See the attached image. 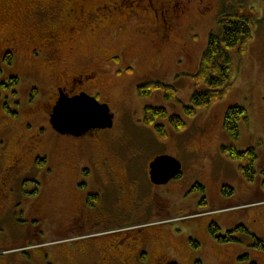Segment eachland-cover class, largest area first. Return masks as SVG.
<instances>
[{
  "label": "rangeland",
  "instance_id": "1",
  "mask_svg": "<svg viewBox=\"0 0 264 264\" xmlns=\"http://www.w3.org/2000/svg\"><path fill=\"white\" fill-rule=\"evenodd\" d=\"M197 1L190 0V12L181 22L180 33H175L173 41L164 48L153 45L151 34H134L135 25L140 27L141 19L124 23L116 33V27L104 28L106 31L99 28L94 32L84 28L76 34L72 47L61 48L60 54L68 64L70 61L88 66L97 63L98 76L106 77V72L111 75L101 85L102 92L90 94L109 106L113 125L100 130L92 138L75 139L55 133L45 115L35 108L37 100L32 104L37 116L28 120L30 102L26 100L27 96L33 92V86H39V98L46 97L45 75L51 70L40 65L37 76V71L24 57L25 43L20 48L24 55L14 59L13 65L0 63V80L8 75L16 76L19 85L14 90L21 100L20 105L12 103L16 98L13 89L0 91V128L12 125L11 131L2 135L0 154L2 146L13 147V142V150H19L22 138L38 126L44 128L47 139L46 163L33 166L25 175L27 199L22 202L24 213L15 215L10 212L0 224V264H38L33 260L38 255L45 258L44 264H51L61 248L71 251L75 257L72 264H83L82 255L85 257L93 237L118 241L126 234H138L135 229L141 227L170 237V242L181 243L183 249L186 247L192 253L194 264H217L214 259L226 264L229 255L236 263L251 264L254 253L263 257L260 260L264 262V247L254 243L256 239L264 246V0H202L199 13ZM234 9H241L250 16L252 39L242 57L233 54L231 86L225 97L187 117L183 106L189 105L194 88L193 74L198 68L206 39L210 33L217 32L218 17ZM25 10L28 12L29 6L24 0H0V36L15 34L23 39L25 34L16 24H23L20 15ZM34 18L39 27H46L44 16L38 14ZM30 27L34 35L35 30L41 32L33 24ZM100 41L108 48L106 58L103 47L98 44ZM101 57L104 58L100 61ZM151 81L173 86L177 91L176 98H165L161 88L150 95H141L138 87ZM7 96L11 99L8 100ZM6 103L8 110L12 109L16 115L6 111ZM236 105L246 109L247 121L239 122V135L234 139L224 129L223 119L225 111ZM146 106L163 107L169 115H179L186 124L185 128L176 131L166 118L157 119L154 125L144 124L143 109ZM156 124L163 125V137L155 129ZM73 144H79L85 152L79 161L83 168L90 166L86 152L95 144L123 163L134 178L132 181H140L134 213H115L112 202L103 193L100 199L104 201L92 199L95 204L97 200L100 202L92 208L98 209L99 215L88 222L81 221V217L68 222L65 212L58 219L56 209L64 204V197L60 195L62 190L46 198L44 191L52 187L44 186L53 181L46 180L44 174L48 166L56 164V152ZM224 146L236 151L254 149L253 181L247 180L241 172L240 166L245 162L222 152ZM159 155L171 156L181 164L180 176L166 184H155L147 175L149 163ZM64 157L61 155L60 160ZM81 180L86 181L85 178L75 181ZM87 181H93L92 176ZM223 187H230L233 192L224 194ZM172 188L176 191L171 192ZM34 206H40L42 211L53 210L48 216L37 215L32 211ZM192 220L198 224L195 230L187 227ZM207 224L220 227L221 230H217L219 236H225V231L238 226L245 231H235L234 241L223 242L212 238L206 229ZM106 229L111 231L103 232ZM192 242L200 243V246L195 247ZM177 263L182 264L179 259Z\"/></svg>",
  "mask_w": 264,
  "mask_h": 264
},
{
  "label": "flooded vegetation",
  "instance_id": "2",
  "mask_svg": "<svg viewBox=\"0 0 264 264\" xmlns=\"http://www.w3.org/2000/svg\"><path fill=\"white\" fill-rule=\"evenodd\" d=\"M24 1L29 6V11L26 12V8L20 15L23 18V24L17 23L16 26L25 35L23 34V39L15 36V34L0 36V63L6 66L13 65L14 59L21 58V55H24L21 53L20 48L25 43L24 46L27 47L24 51V57L27 60V64L31 65L35 72L37 71V76L40 65L51 70L45 75V83L48 89L45 94L46 97H43V99L39 98L41 93L39 86H33V92H30L27 96L26 100L30 102L29 107H27L28 120H33L37 116L34 108H32V104L37 100L35 108L45 115L51 130L59 135H68L75 139L92 138L102 129L90 130L81 136L60 134L50 123V115L54 105L61 94L66 97H73L81 93L92 96L91 92H102L101 85L111 75L106 72L108 74L106 77L98 76L96 71L97 63L88 66L81 64L82 62L75 65V63L70 61L68 64L65 57L60 54L61 48L67 47L69 49L72 47L76 34L84 28L94 32L99 28L101 30L104 28L109 30L116 27L114 31L116 33L118 29L123 27L124 23L137 22L138 19L143 21L140 23V27L135 25L134 34L143 36L151 34L154 38L153 40L151 39L153 45L157 48H164L173 41L175 33H180L181 22L188 17L191 4L190 0ZM197 2L199 5L197 12H201L200 4L202 0ZM38 14L44 16L46 27L37 25L34 16ZM199 20H201V17H199ZM31 24L41 32L35 30L34 35L30 31ZM55 26L57 27L53 30L52 27ZM106 29L104 30L106 31ZM134 34L132 35L134 36ZM98 44L103 47V52L106 53L104 57L106 58L109 55L108 48L101 41ZM120 54L122 55L123 53L121 52ZM104 57H101L100 61ZM7 58H10L9 61ZM77 65L80 67H77ZM14 80L16 82L12 84ZM18 85V78L8 75L4 80H0V91L14 90V87ZM12 94L16 96L12 103L20 105L21 100L16 90L12 91ZM7 98L8 100L11 99L10 96H7ZM4 108L11 114L14 113L12 109L8 110L7 103ZM14 115L16 114L14 113ZM11 126V124H6L0 128V144L3 133L11 131ZM33 130L28 136L22 138L23 144L19 142L22 147L16 152L13 150L14 142L12 144L13 147L7 145L4 148L2 146L3 152L0 154V224L10 212L15 215L24 213L22 202L27 199V192L25 191V178L27 177L25 175L33 166L46 163L47 156L44 153L47 139L44 128L38 126ZM18 140L21 141L20 138H17ZM84 153L79 144L62 147L56 152V157H58L56 164L53 163L52 166L47 168L45 166L44 178L53 181V183H48L44 186V188L46 186L52 187L44 191L46 193L45 197L49 198L54 195L55 191L58 192L60 189L62 190L60 195L64 197L63 206H59L56 209L58 211V219H60V216H64L65 212L68 214V222L74 221L76 217H81V221L88 222L95 215H99V210L93 209L101 201H104L100 199L103 193L112 202L116 209L115 213H134L136 200L139 195L140 181H132L134 178L130 176L126 166L116 160L111 153L104 151L100 146H95V144L93 148L86 152L90 166L86 165L83 168V166H80L79 161H81L80 159ZM61 155L65 157L60 160ZM149 172L150 168L148 165L147 175L150 179ZM89 175L92 176L93 181H87V179L90 180ZM84 178L86 181H75ZM34 183L37 185L41 184L37 181H34ZM201 188L204 189L202 186ZM170 191L175 192L176 188H172ZM93 198H97L100 202L97 200L98 204H95L92 201ZM50 210L52 211L53 209L48 208L42 211L40 206L32 208L34 214L43 216H48ZM197 225V223H193V220L187 223V227L190 230H195ZM211 225H213V231H211ZM211 225L207 224L206 229L214 240L223 239L226 242L235 240L233 236L235 229L225 231V236H219L217 230H221L220 227L215 224ZM135 230L138 234H126L118 241H109L104 239L103 236L93 237L92 239L94 240L87 247L85 257L82 255L83 264H178L177 259L182 264L195 263L192 253L186 250V247L183 249L181 247L182 244H177L176 240L175 242H170L168 241L170 237L167 238L161 233L154 230H146L143 227ZM110 231L109 229L103 230L106 233ZM192 243L195 247L200 246V243ZM213 246L215 247V245ZM73 258L75 257L72 256L71 251L61 248L55 253V259H53L51 264H72ZM260 258L263 257L254 253V260L251 264H263L264 262H261ZM33 260L38 262V264H44L43 262H45V258L40 255ZM213 261L217 264H222L220 261H215V259ZM226 261L228 262H224L226 264H242L236 263L235 258L230 255Z\"/></svg>",
  "mask_w": 264,
  "mask_h": 264
},
{
  "label": "trees",
  "instance_id": "3",
  "mask_svg": "<svg viewBox=\"0 0 264 264\" xmlns=\"http://www.w3.org/2000/svg\"><path fill=\"white\" fill-rule=\"evenodd\" d=\"M217 25V32L210 33L206 39L205 49L200 57L198 68L193 74L194 88L190 102L189 105L183 106L184 114L187 117L194 116L198 109L208 108L225 97L231 86L233 54L235 53L238 57H242L246 52L248 43L252 39V20L241 9L223 13L218 17ZM9 59L7 58L8 61ZM15 82L14 80L12 84H15ZM158 88L164 90L165 98H176L177 91L173 86L154 81L139 86L138 91L145 96L150 95ZM160 118L168 119L169 124L176 131H180L186 126L179 115H169L163 107H144V124L154 125L155 121ZM240 121H247V111L244 107L236 105L229 107L225 111L223 127L234 139H237L239 135L238 124ZM155 129L160 137L164 136L165 130L162 124H156ZM222 152L245 162L244 165L240 166L241 172L247 180H254L255 171L253 167L256 155L252 147L245 151H236L232 147L224 146L222 147ZM232 192L230 187H223L224 194L230 195ZM244 230L242 226H238L234 231ZM211 231H213V225H211ZM254 241L258 247L263 244L256 239Z\"/></svg>",
  "mask_w": 264,
  "mask_h": 264
},
{
  "label": "water",
  "instance_id": "4",
  "mask_svg": "<svg viewBox=\"0 0 264 264\" xmlns=\"http://www.w3.org/2000/svg\"><path fill=\"white\" fill-rule=\"evenodd\" d=\"M70 101L78 102L77 106L81 108L87 106L93 108V110H98L100 114L99 118L90 119L84 123H68L67 120L63 118V114ZM50 123L60 134L81 136L90 130L111 128L113 114L110 112V108L106 103H99L94 97L85 93L73 97H66L61 94L52 109ZM149 167L150 180L155 184L167 183L169 180L175 178L181 170L180 162L175 158L166 155L155 157Z\"/></svg>",
  "mask_w": 264,
  "mask_h": 264
},
{
  "label": "snow or ice",
  "instance_id": "5",
  "mask_svg": "<svg viewBox=\"0 0 264 264\" xmlns=\"http://www.w3.org/2000/svg\"><path fill=\"white\" fill-rule=\"evenodd\" d=\"M78 102H68V106L63 114V118L70 124L84 123L90 119H98L100 114L98 110L90 107H78Z\"/></svg>",
  "mask_w": 264,
  "mask_h": 264
},
{
  "label": "crops",
  "instance_id": "6",
  "mask_svg": "<svg viewBox=\"0 0 264 264\" xmlns=\"http://www.w3.org/2000/svg\"><path fill=\"white\" fill-rule=\"evenodd\" d=\"M195 72V71H194Z\"/></svg>",
  "mask_w": 264,
  "mask_h": 264
}]
</instances>
